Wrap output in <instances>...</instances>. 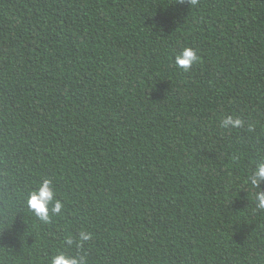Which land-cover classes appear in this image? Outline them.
Masks as SVG:
<instances>
[{"label":"trees","instance_id":"1","mask_svg":"<svg viewBox=\"0 0 264 264\" xmlns=\"http://www.w3.org/2000/svg\"><path fill=\"white\" fill-rule=\"evenodd\" d=\"M260 163L264 0H0V264H264Z\"/></svg>","mask_w":264,"mask_h":264},{"label":"clouds","instance_id":"2","mask_svg":"<svg viewBox=\"0 0 264 264\" xmlns=\"http://www.w3.org/2000/svg\"><path fill=\"white\" fill-rule=\"evenodd\" d=\"M200 57L197 51L192 47H184L181 52L176 53L174 56L175 65L188 71L192 66L199 61ZM242 121L239 118H234L232 115L225 116L221 121V126L228 128H238ZM250 183L254 187H259L261 183H264V163L257 165L256 169L250 176ZM55 192L52 188V182L48 179H44L40 183L36 190L29 193L27 197L28 208L34 211L35 215L41 220L47 222L50 219L49 205L52 204ZM258 201V207L264 209V191H258L256 195ZM63 208V204L59 200H55V203L51 207L52 213H60ZM89 234L81 233V243L89 239ZM68 243L71 244L72 240L69 239ZM50 264H81V261L74 256H66L63 253L59 255H53L50 258Z\"/></svg>","mask_w":264,"mask_h":264}]
</instances>
